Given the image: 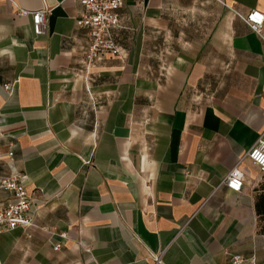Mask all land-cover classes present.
<instances>
[{"label": "crops", "instance_id": "obj_1", "mask_svg": "<svg viewBox=\"0 0 264 264\" xmlns=\"http://www.w3.org/2000/svg\"><path fill=\"white\" fill-rule=\"evenodd\" d=\"M19 8L50 10L42 35ZM251 11L264 0H123L122 56L87 68L76 0H0V175L25 177L39 227L0 234V264H264V174L245 156L264 132V39L238 17Z\"/></svg>", "mask_w": 264, "mask_h": 264}, {"label": "built area", "instance_id": "obj_2", "mask_svg": "<svg viewBox=\"0 0 264 264\" xmlns=\"http://www.w3.org/2000/svg\"><path fill=\"white\" fill-rule=\"evenodd\" d=\"M85 8V13L76 21L79 28H86L90 33V45L88 47L85 65L92 67L97 61L108 55L122 56L120 47L114 40L112 31L121 27L119 14L123 0H76ZM49 9L39 11H27L18 9L22 16H30L33 21V30L36 35L44 33V24ZM258 36L264 39V14L259 11H251L246 15L238 14ZM5 90H10V85H5ZM0 120V134L2 132ZM9 157L13 156L10 152ZM260 172L264 174V132L247 151L246 155ZM4 154L0 151V159ZM23 176L13 172L11 175H0V191L12 195L6 204H0V234L13 231L17 228H39L35 222L36 207L34 200L29 195ZM245 173L238 165L233 168L222 182L229 191L241 193L244 187ZM66 239V235H61ZM61 249V245H55L54 250ZM164 251L155 254L154 264H163ZM244 259L237 255L232 259L233 264H242Z\"/></svg>", "mask_w": 264, "mask_h": 264}, {"label": "trees", "instance_id": "obj_3", "mask_svg": "<svg viewBox=\"0 0 264 264\" xmlns=\"http://www.w3.org/2000/svg\"><path fill=\"white\" fill-rule=\"evenodd\" d=\"M256 197V212L261 226V232L264 234V179Z\"/></svg>", "mask_w": 264, "mask_h": 264}]
</instances>
